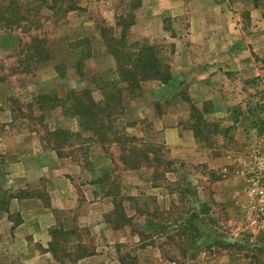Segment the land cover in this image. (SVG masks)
<instances>
[{
    "label": "crops",
    "instance_id": "1",
    "mask_svg": "<svg viewBox=\"0 0 264 264\" xmlns=\"http://www.w3.org/2000/svg\"><path fill=\"white\" fill-rule=\"evenodd\" d=\"M75 1L77 5H72L73 8L68 13H75L73 16L83 18V24L74 27L72 33L68 32L71 34L70 38L90 36L89 40L94 46V42H97L95 37L100 38V35L88 32L90 25L87 24L90 23H87L88 17L84 14L87 11L82 7L84 0ZM250 2L251 0H140L134 8V22L126 33L130 44H155L162 49L161 53L165 51L164 44H168L171 78L167 82L147 80L146 91L130 102L131 105L128 104L125 114L135 113L142 118L160 105L163 112L157 118L165 128L167 147L180 152L197 143L194 130L191 126L186 128L184 125L185 122L192 121L191 106H197L207 121L217 125L211 134L216 137L229 135V139L239 138L246 142L244 151H230L227 159L222 157L227 161L214 166L220 174L215 181L227 183H233L234 179L235 183L251 182V140L253 137H263L254 127L255 124L248 121L251 107L237 99L240 91L251 89L250 85H244L240 89L234 81L236 77L243 79L245 84L252 81V76H262L264 79V0H258L255 4ZM117 16L109 17L105 25L115 27ZM181 17L186 18L187 31L183 35L179 33ZM68 23L71 20H62L57 25L65 30L66 24L69 28ZM18 45L17 35L2 33L0 57L4 56L8 61L12 58L9 53ZM102 51L97 54L96 49L91 47L86 55L81 56L96 58L97 54L98 59L109 56L106 49ZM52 61L45 62L50 64ZM52 69L51 76L58 85L61 80L55 69ZM97 72L106 74L111 79L118 76L117 70L112 71L111 67L105 65H100ZM45 83L44 79L39 92H59L57 85L45 88ZM183 88L185 94H178ZM164 94L166 96L163 99ZM10 95L8 79L0 77V184L3 183L1 191L7 196L4 203L0 199V264H66L59 258V249L57 257L51 250L53 229L59 230L58 240L61 238L60 242L65 243V246L73 245L74 240H78L76 247L81 244L89 250L83 256H74V263L100 264L107 253L116 251L119 244L117 242H121L119 237L115 241L110 238L119 236L124 230L112 228L105 219L106 214L114 208V203L113 197L106 191L107 186L103 191L102 181L109 171L102 165L106 160L102 144L98 143L99 146L95 147L99 148L98 153L97 149L94 150L97 142L83 132L80 143L83 142L86 146L84 155H88L89 159L72 155L78 144L67 142L61 145L55 140L48 141L39 129L30 125L33 120L27 121V117L14 112ZM185 96L188 100H184ZM159 99L161 104L158 103ZM143 107L149 110L142 109L139 113ZM134 125L137 124H133V127ZM66 128L79 131V124L75 122ZM92 143L94 145L90 146ZM91 156L96 157L95 161H92ZM114 185L117 187L118 183ZM165 189L166 187L163 189L165 195H170ZM241 193L244 198L245 189L242 188ZM102 225L106 229V234L102 235L109 238V244L105 246L98 244V239L102 236L100 233L92 235L93 228ZM76 232L77 236L74 234ZM240 262L239 264H245ZM116 264L123 263L117 260Z\"/></svg>",
    "mask_w": 264,
    "mask_h": 264
},
{
    "label": "rangeland",
    "instance_id": "2",
    "mask_svg": "<svg viewBox=\"0 0 264 264\" xmlns=\"http://www.w3.org/2000/svg\"><path fill=\"white\" fill-rule=\"evenodd\" d=\"M10 1L0 0V8L5 9ZM257 1L251 0L254 4L258 3ZM139 2L140 0H84L85 4H82V7H85L87 12L84 14L88 17L87 23H90L87 24L90 25L88 32L94 33L95 36L100 35V38L95 37L97 42H94L93 46L89 40L90 36L70 38L71 34L68 33H72L74 27L83 24V18L73 16L75 13H68L70 5H77L75 0L15 1L12 6L19 10L20 16L23 17L21 21L10 26L5 23L6 20L0 22L3 25L0 28V35L11 32L17 35L19 41L18 47L9 53L11 59L7 61L4 56L0 57V77L8 79L11 86L10 100L14 112L27 117V121L33 120L30 125L39 129L48 141L51 140L50 131L58 128L67 129L66 126L75 124L77 119L67 115L68 103L66 106L58 105L54 109H49L52 101L47 96L65 97L70 89L80 90L89 87L96 99H102V82L111 78L106 74H98L97 69L100 65H105L111 67L112 71L117 70L116 60L110 53L101 59H98L97 55L103 49L107 50L105 37L102 36L104 27L109 26L105 25V21L113 15L117 16L121 11H124L122 15H135L134 8ZM3 9L0 11H5ZM106 11L110 13L107 14ZM120 18L117 16V21ZM62 20H71V23H68L69 28L67 24L64 26L65 30L57 25ZM120 23L119 27L115 26L117 31L123 25ZM179 23V33L185 34L186 18L181 17ZM35 37L42 42L45 49H48L50 58L29 59V54L35 51L30 48ZM91 47L98 52L94 53L96 58L81 56L86 55ZM163 48L165 51L162 53L167 57L165 61L171 62L170 46L164 44ZM47 60L53 61L46 64ZM257 63L260 67L259 61ZM52 68L64 84L59 82L57 85V81L53 80ZM44 79L45 88L57 85L59 92L49 94L39 92ZM146 81L141 84L140 95L146 91ZM234 81L237 88L242 89L248 84L251 88L244 92L240 91L241 96L238 95L237 99L251 107L248 121H252L256 130L263 135L259 139L252 138L253 151L257 148L258 141L264 140V79L262 76L260 78L252 76V81L245 84L243 79L236 77ZM185 88L187 89V86ZM185 88L178 94H185ZM164 96L166 94L163 95V99ZM185 98L184 100H188L187 96ZM134 99L136 97L132 99L130 93L126 94V107ZM158 103L161 104L160 99ZM146 107L141 108L139 113L142 109L149 110ZM162 110L160 105L155 106L154 112L148 111V115L142 118L135 113L125 114L124 111L118 115L119 121L118 118L115 119V127L109 131V139L106 142L99 141L90 132L86 134L97 142L94 150L100 152L99 148H95L100 143L106 155L102 165L109 172L102 181L103 191L106 186L108 191L111 188V192L115 193L118 201L124 205L126 214L131 216L123 232L117 237L110 238L111 241L118 237L121 239V242H117L118 248L113 253H107L105 260L100 264H116L117 260L121 259L126 264H239L240 261L245 264H264V216L259 208L256 210L251 206L250 183H235V179L233 183L215 181L220 174L214 166L227 161L222 157L227 159L230 151L240 153L244 151L246 142L239 138L229 139L230 136L224 134L216 137L211 134L212 129L208 134L209 138L204 132L202 139L196 140L197 143L192 148L190 146L184 151L174 152L167 147L165 128L157 118L162 114ZM185 123L186 128L191 126L190 121ZM133 124L137 125L133 127ZM115 131L118 135L137 136L138 139L133 142L138 145H154L161 158L158 162L152 160L151 164H147V160L143 159L141 167L126 168L122 159L124 152L122 146L113 140ZM82 138L72 135L67 138L66 143L78 144L72 155L84 157L86 160L89 158L88 155L86 157L84 155L86 146L82 144L83 142L80 143ZM93 145L94 143L90 146ZM91 158L92 161L96 159L95 156ZM112 183H118V186H112ZM151 185L162 188H153ZM164 187L170 195H165ZM242 188L245 189L244 198ZM0 193V199L4 203L7 199L6 193L3 191ZM191 220L194 225H191ZM108 225L110 226L109 223ZM104 226L94 227L92 235L99 233L105 235ZM74 234L77 236V232ZM103 235L98 239L100 246L109 244L108 236ZM77 241L74 240L73 245L66 246L65 243H61L58 248L59 258L66 264H76L73 258L80 251L79 247H76ZM67 251L70 253L67 254Z\"/></svg>",
    "mask_w": 264,
    "mask_h": 264
},
{
    "label": "trees",
    "instance_id": "3",
    "mask_svg": "<svg viewBox=\"0 0 264 264\" xmlns=\"http://www.w3.org/2000/svg\"><path fill=\"white\" fill-rule=\"evenodd\" d=\"M15 1L17 0H11L5 9H3L4 7L0 8V10H5L0 11V22L6 20L5 23L10 26L16 23L18 24L21 21L23 17L20 16L19 10H16L12 6ZM70 8H73V6L70 5ZM5 12L10 14L5 15ZM119 17L121 18L120 20L118 19L116 26L119 27L121 25L120 22L123 24L118 29L119 31L114 26L104 27L103 29L102 36L105 37L107 51L116 60L118 76L115 79L102 82V99H96L93 90L88 87L80 90L70 89L65 97H59L57 95L47 96L52 101L49 109H54L58 105L66 106L68 103L67 115L76 118L79 124V131H71L63 128L50 131L51 140H55L57 144H65L67 138L72 135L82 138L83 132H90L99 141L106 142L109 139V131L115 127V119L125 111L126 94L130 93L133 99L140 96L139 92L143 81L159 79L167 82L171 78V65L168 61H165L167 57H164L160 52L162 49L158 45L140 42L128 43L126 33L129 26L134 22V14L120 15ZM2 26L0 23V28ZM105 33L109 35H105ZM113 33L116 35H113ZM30 48L35 51L29 54V59L38 57L39 59L43 58L42 60H46L51 57L48 49H45L42 46V42L37 40L36 37L32 39ZM191 118V128L194 130L197 140L202 139L204 132H206V136L209 138L208 134L210 131L212 129L215 130L217 127L216 124L207 121L202 111L195 105L191 106ZM114 135L113 140L120 144L124 151L122 159L124 164H126V168L136 169L141 167V160L143 159L147 160V164H151L152 160L158 162L159 158H161L156 149H154V145L144 146L134 143L133 141L138 139L135 135H118L117 131L114 132ZM111 185L113 186L114 183ZM107 193L113 197L114 208L106 214V222L114 229L124 228L130 222L131 216L126 214L124 205L121 201H118L117 195L111 192V188H109ZM190 222L191 225H194L192 220ZM58 234L59 230L53 229L51 250L55 257L58 256L57 251L61 245V238L58 240ZM66 234L68 233L66 232ZM78 246L80 251L75 255V258L89 252L81 244ZM121 262L126 264L123 259H121Z\"/></svg>",
    "mask_w": 264,
    "mask_h": 264
},
{
    "label": "built area",
    "instance_id": "4",
    "mask_svg": "<svg viewBox=\"0 0 264 264\" xmlns=\"http://www.w3.org/2000/svg\"><path fill=\"white\" fill-rule=\"evenodd\" d=\"M253 161L250 166L251 182L249 195L251 206L261 211L264 216V140L258 141V146L252 151Z\"/></svg>",
    "mask_w": 264,
    "mask_h": 264
}]
</instances>
